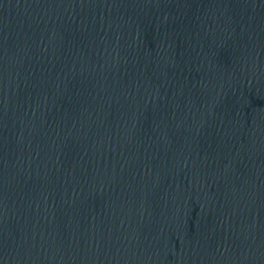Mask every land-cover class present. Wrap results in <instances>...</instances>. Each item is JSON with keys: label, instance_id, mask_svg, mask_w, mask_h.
I'll return each instance as SVG.
<instances>
[{"label": "water", "instance_id": "95a60500", "mask_svg": "<svg viewBox=\"0 0 264 264\" xmlns=\"http://www.w3.org/2000/svg\"><path fill=\"white\" fill-rule=\"evenodd\" d=\"M0 264H264V0H0Z\"/></svg>", "mask_w": 264, "mask_h": 264}]
</instances>
